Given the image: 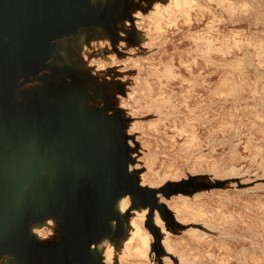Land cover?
<instances>
[{
    "label": "rangeland",
    "instance_id": "374dc122",
    "mask_svg": "<svg viewBox=\"0 0 264 264\" xmlns=\"http://www.w3.org/2000/svg\"><path fill=\"white\" fill-rule=\"evenodd\" d=\"M101 260L264 264V0H0V264Z\"/></svg>",
    "mask_w": 264,
    "mask_h": 264
},
{
    "label": "bare ground",
    "instance_id": "6f19581e",
    "mask_svg": "<svg viewBox=\"0 0 264 264\" xmlns=\"http://www.w3.org/2000/svg\"><path fill=\"white\" fill-rule=\"evenodd\" d=\"M224 1H226V0H224ZM111 158H112V157H111ZM111 160H112V159H111ZM112 161H115V162H118V163H119L120 160H119L118 158H115V157L113 156V160H112ZM110 163H112V162H110ZM121 163H122V162H121ZM123 164H124V163H123ZM127 173H128V172H127ZM122 177H123V176H122ZM126 180H127V179H126ZM128 181H129V180H128ZM86 182H87V181H86ZM134 182H135V181H134ZM123 183H124V182H123ZM86 184H87V183H86ZM88 185H89V184H88ZM88 185H87V187H89ZM135 186H136V185H135ZM84 187H85V188H83V189H85L86 192H87V189H86L87 187H86V185H84ZM81 188H82V187H81ZM80 190H81V189H80ZM85 190H84V191H85ZM133 190H134V189H133ZM125 192H126V191H125ZM127 192H128V191H127ZM118 194H119V193H118ZM120 194H121V193H120ZM127 194H128V193H126V195H127ZM122 195H124V194H122ZM147 196H148V195H147ZM149 196H150V195H149ZM121 198H124V197L121 196ZM121 198H120V199H121ZM151 199H153V198H151ZM144 200H145V199H144ZM148 200H149V199H148ZM149 203H150V202H149ZM104 204H105V203H104ZM107 204H108V203H107ZM150 204H151V203H150ZM153 204H154V203H153ZM112 205H113V204H112ZM104 207H105V206H104ZM108 208H109V207H108ZM147 208H149V207H147ZM106 209H107V208H105V211H106ZM110 209H111V208H110ZM131 209H132V208H131ZM116 210H117V209H116ZM127 210H128V209H127ZM132 210H134V208H133ZM135 210H137V209H135ZM130 211H131V210H130ZM130 211H126V210H125V212H130ZM137 211H139V210H137ZM114 212H115V211H114ZM117 212H118V211H117ZM123 212H124V211H123ZM105 213H106V212H105ZM109 213H110V212H109ZM115 213H116V212H115ZM107 214H108V212H107ZM111 214H112V210H111ZM127 214H128V213H127ZM127 214H126V215H127ZM135 214H136V213H135ZM108 215H109V214H108ZM113 215H115V214L113 213ZM117 215H118V214H117ZM119 215H120V214H119ZM123 215H124V214H123ZM110 216H111V215H110ZM110 216H109V217H110ZM115 216H116V215H115ZM166 216H167V215H166ZM106 217H107V216H106ZM126 217H127V216H126ZM135 217H136V216H135ZM164 217H165V215H164ZM164 217H163V218H164ZM110 218H111V217H110ZM110 218H108V219H110ZM118 218H119V217H118ZM129 218H130V217H129ZM132 218H133V217H132ZM132 218H131V219H132ZM131 219H130V220H131ZM130 220H128L129 223H131ZM163 220H164V219H163ZM116 221H117V220H116ZM116 221H115V222H116ZM120 221H121V220H120ZM131 221L133 222V220H131ZM135 221H136V220H135ZM135 221H134V222H135ZM164 221H166V223H167L166 218H165ZM117 222H118V221H117ZM108 223H109V222H108ZM112 223L114 224V221H113ZM127 223H128V222H127ZM127 223H126V224H127ZM129 223H128V224H129ZM168 223H169V222H168ZM110 224H111V223H110ZM167 225H170V224H167ZM116 226H117V225H116ZM116 226L112 225L113 228L116 227ZM120 226H122V225H120ZM131 226H132V224H131ZM131 226H130L129 228H133V226L135 227V225H133L132 227H131ZM109 227H111V225H109ZM117 227H118V226H117ZM127 227H128V226H127ZM167 227L169 228L170 226H167ZM107 228H108V227H107ZM118 228H119V227H118ZM124 228H125V227H124ZM110 229H112V228H110ZM110 229H109V231H111ZM116 229H117V228H116ZM122 229H123V228H122ZM134 229H135V228H134ZM169 229H170V228H169ZM106 230H107V229H106ZM112 230H113V229H112ZM128 230H129V229H128ZM170 230H171V229H170ZM79 231H81V230H79ZM115 231H116V230H115ZM131 231H132V230H131ZM85 232H86V230L84 231V233H85ZM116 232H117V231H116ZM124 232H125V231H124ZM127 232H129V231H127ZM78 233H79V232H78ZM80 233H81V232H80ZM95 233H97V232H95ZM104 233L106 234L107 232H104ZM110 233H112V234H111L112 236H114V234H115V233H113L112 231H111ZM135 233L137 234L138 231L135 232ZM135 233H134V234H135ZM76 234H77V233H76ZM100 234H102V233H100ZM116 234H118V233H116ZM131 234H132V233H131ZM134 234H133V235H134ZM127 235H128V234H127ZM129 235H130V234H129ZM133 235H132V236H133ZM81 236H82V234H81ZM81 236H80V234H79V237L81 238L80 240L83 241L82 243H84L85 245H88V246H90L91 244H92V245H93V244L96 245L95 242L98 240V239L96 238V236L94 237V235H92V234H86V235H83V237H81ZM97 236H98V235H97ZM102 236H103V235H102ZM115 236H116V235H115ZM118 236H119V234H118ZM134 236H135V235H134ZM74 237H75V236H74ZM116 237H117V236H116ZM120 237H122V236H120ZM124 237H125V236H124ZM72 238H73V237H72ZM95 238H96L97 240H95ZM100 238H101V237H100ZM117 238H119V237H117ZM76 239L78 240V237H77ZM101 239H102V238H101ZM113 239H114V238H113ZM122 239L124 240V238H122ZM126 239H127V238H126ZM73 240H75V239H73ZM104 240H105V239H104ZM127 240H129V239H127ZM127 240H126V241H127ZM152 240H153V239H152ZM100 241H101V240H100ZM112 241H113V240H112ZM112 241H111V242H112ZM145 241H147V240H145ZM148 241H149V239H148ZM157 241H158V240H157ZM76 242H77V241H76ZM113 242H114V241H113ZM123 242H125V241H123ZM152 242H153V241H152ZM80 243H81V242H80ZM155 243H156V242H155ZM155 243H150L151 245L154 244V245H152V247H153L154 249L156 248V247H155ZM98 244H99V243H98ZM98 244H97V245H98ZM112 244H113V243H112ZM112 244H111V245H112ZM150 244H149V245H150ZM92 245H91V246H92ZM97 245H96V247H97ZM145 245H146V243H145ZM149 245H147V246L149 247ZM91 246H90V247H91ZM93 246H94V245H93ZM147 246H146V247H147ZM85 247H86V246H85ZM115 247H116V246H115ZM152 247H151V249L153 250ZM158 247L160 248V246H158ZM92 248H93V247H92ZM94 248H95V247H94ZM114 249H115V248H114ZM151 249H150V251H151ZM160 249H162V248H160ZM117 250H118V249H117ZM117 250H116V251H117ZM158 250H159V249L157 248V252H158ZM112 251H113V253L115 254V251H114V250H112ZM150 251H148V252H150ZM154 251H155V250H154ZM162 251H163V249H162ZM160 252H161V251H160ZM116 253H117V252H116ZM151 253H153V252H151ZM154 253H156V252H154ZM154 253H153V254H154ZM114 254H111L113 257H110V258H114ZM118 254H119V253H118ZM156 254H157V253H156ZM115 255L117 256V254H115ZM155 256H156V255H155ZM161 256H162V255H161ZM117 257H119V255H118ZM153 257H154V256H153ZM151 258H152V255H151ZM154 258H155V257H154ZM101 259L103 260V258H101ZM105 259H106V258H105ZM117 259H118V258H117ZM160 259H161V258H160ZM102 260H101V262L99 261V262H100L99 264H102V262H103ZM115 260H116V259H115ZM104 262H105V261H104ZM116 262H118V261H116ZM95 264H96V263H95ZM103 264H105V263H103ZM116 264H117V263H116ZM178 264H179V262H178ZM180 264H182V263L180 262Z\"/></svg>",
    "mask_w": 264,
    "mask_h": 264
}]
</instances>
